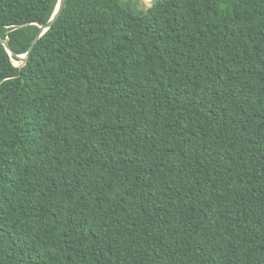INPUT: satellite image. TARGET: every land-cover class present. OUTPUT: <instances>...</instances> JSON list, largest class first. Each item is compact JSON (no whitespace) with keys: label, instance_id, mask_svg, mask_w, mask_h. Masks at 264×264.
I'll use <instances>...</instances> for the list:
<instances>
[{"label":"trees","instance_id":"16d2710c","mask_svg":"<svg viewBox=\"0 0 264 264\" xmlns=\"http://www.w3.org/2000/svg\"><path fill=\"white\" fill-rule=\"evenodd\" d=\"M57 3L0 0V39ZM0 264H264V0H67L0 44Z\"/></svg>","mask_w":264,"mask_h":264},{"label":"water","instance_id":"95a60500","mask_svg":"<svg viewBox=\"0 0 264 264\" xmlns=\"http://www.w3.org/2000/svg\"><path fill=\"white\" fill-rule=\"evenodd\" d=\"M159 1H161V0H150L149 3L151 6H154ZM66 4H67V0H58V3H57V6L55 8L53 15L51 16V18L49 19L48 22L39 26V32L35 36V38L33 39L32 43L30 45V48L25 55H21V56L15 55L12 52V50L10 49L7 42L0 39V44H2L11 55L15 56L19 60L20 67L24 66L27 63L29 55L33 51L34 46L37 44L38 40L59 20V18L61 17V15H62L65 7H66Z\"/></svg>","mask_w":264,"mask_h":264},{"label":"rangeland","instance_id":"374dc122","mask_svg":"<svg viewBox=\"0 0 264 264\" xmlns=\"http://www.w3.org/2000/svg\"><path fill=\"white\" fill-rule=\"evenodd\" d=\"M145 2V1H144ZM146 5H150L149 1L145 2Z\"/></svg>","mask_w":264,"mask_h":264},{"label":"bare ground","instance_id":"6f19581e","mask_svg":"<svg viewBox=\"0 0 264 264\" xmlns=\"http://www.w3.org/2000/svg\"><path fill=\"white\" fill-rule=\"evenodd\" d=\"M143 1L147 2V1H150V0H143ZM15 64H17V65H18L19 63H15Z\"/></svg>","mask_w":264,"mask_h":264}]
</instances>
